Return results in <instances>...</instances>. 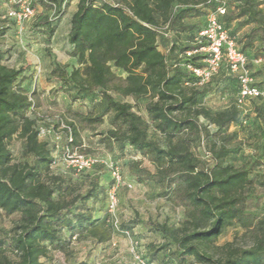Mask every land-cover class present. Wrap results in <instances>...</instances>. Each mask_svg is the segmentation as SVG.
I'll return each instance as SVG.
<instances>
[{
  "label": "trees",
  "instance_id": "1",
  "mask_svg": "<svg viewBox=\"0 0 264 264\" xmlns=\"http://www.w3.org/2000/svg\"><path fill=\"white\" fill-rule=\"evenodd\" d=\"M73 1L39 0L33 4L36 13L29 22H34L51 39ZM225 2L227 14L221 22L229 30L233 17ZM219 6L216 0H79L68 34L71 56L77 66L68 71L56 65L52 74L73 101L98 97L94 101L100 114L85 120L100 124L112 113L107 140L120 149L129 146L136 154L150 158L156 167L152 173L133 164L131 173L140 183L147 181L160 186V197H167L183 208L182 228H174L168 221L159 225L146 223L165 238L163 244L152 246L154 255L164 251L182 264H187L190 258L199 264H264L263 221L247 233L252 241L249 247L237 248L233 243L223 247L213 245L227 228L235 226L239 214L236 192L251 183L250 172L223 165L231 153L224 144L209 141L212 167L198 160L190 147L193 135L209 140L213 137L201 119L221 132L238 122L236 111L213 114L200 105L216 77L231 76L238 83L226 63L203 87L197 86V78L188 69L204 67L205 54L188 57L186 53L206 46L197 44L196 38L206 27L208 16ZM7 13L2 18L17 25ZM259 15L253 0H243L240 17L247 16L249 22L257 23ZM189 18L205 20L192 25L187 22ZM6 32L1 27L0 38ZM188 32L193 33V42L184 46L178 38ZM258 35L264 37L263 24L248 36L244 50L235 41L237 47L246 55L245 50ZM171 37L174 40L170 50L163 52L161 48ZM6 59L7 53L0 49V210L7 216L19 214L20 219L15 235L0 237V252L6 249L16 253L15 264H43L41 258L47 256L49 248L64 250L69 245L64 230L69 231L72 239L84 232L98 235V222L72 209L79 201L85 207L94 197L99 176L90 179L85 196L66 195V181L51 170L56 159L47 144L40 141L36 120L27 116L33 102L18 87L23 81V71L7 66ZM117 71L125 76H118ZM113 93L135 100L149 98L145 105L148 120L136 113L132 104L117 100ZM239 97L238 83V100ZM251 101L264 105L260 98L248 100ZM69 126L72 138L63 149L64 154L70 152L69 147L79 146L77 128L74 124ZM151 128L165 138L166 148L150 137ZM15 136L25 141V154L33 157L32 164L13 161L8 145ZM211 249L226 254L218 258ZM0 264L9 263L0 258Z\"/></svg>",
  "mask_w": 264,
  "mask_h": 264
},
{
  "label": "rangeland",
  "instance_id": "2",
  "mask_svg": "<svg viewBox=\"0 0 264 264\" xmlns=\"http://www.w3.org/2000/svg\"><path fill=\"white\" fill-rule=\"evenodd\" d=\"M78 0L70 4L66 10L67 19L63 21L58 32L49 39L46 34L29 22L22 29L12 21L3 19L8 12L9 4L0 0V28H6V35L0 38V49L7 53L5 64L16 70L23 71V81L18 85L28 94L33 102V108L27 116L36 120V128L40 132V141L47 144L56 159L52 173L61 176L65 181L68 196H85L90 187L89 181L93 175L99 176L95 195L84 207L79 201L74 207L75 213L91 216L98 222L97 236L91 233H78L72 239L67 230L63 236L69 241L64 250L49 248L47 256L41 258L43 264H182L162 251L154 255L152 246L165 242L164 236L146 223L153 225L168 224L174 228H182L185 214L167 197H160L161 187L152 182L140 183L137 176L131 173V165L137 164L139 170L154 173L156 167L153 161L143 155L136 154L132 148L125 146L120 149L115 142L107 140L108 131L112 128L113 114L104 117L103 123H89L87 117L100 114V107L94 101L98 97H89L85 101H73L69 94L61 89L52 70L61 65L71 71L77 66L72 58V48L68 44L70 15L74 12ZM229 15L233 17L229 31L241 49L247 42L253 30L264 25V0H253L254 7L260 12L259 22H249L248 17H240L243 0H227ZM65 16V15H64ZM63 18V16H62ZM61 20V19H60ZM203 18H189V24H202ZM261 21V23H260ZM173 37L167 40V45L161 50H170ZM178 40L188 46L193 42V33L183 34ZM249 61V69L255 84L264 91V37L258 35L252 45L245 50ZM174 57H170V62ZM118 76H125L116 72ZM200 105L213 114L224 111H236L238 122L231 125L228 131L221 132L204 119L202 123L208 126L213 137L193 135L190 140L194 156L212 167L214 162L208 155L209 141L224 144L230 150V156L223 162L224 166L234 169L245 168L250 172L251 183L236 192L238 203V218L235 226L229 227L215 240L217 247L233 243L237 248L252 245L247 233L253 230L260 221L264 222V105L261 101H251L245 104L238 102V83L231 76L216 77L209 86ZM208 92V91H207ZM114 97L132 104L134 111L148 120L145 105L149 98L135 100L132 97L123 98L113 93ZM69 124H74L79 133L78 147H69L70 152L64 154L67 142L72 138ZM150 137L160 147L166 148L165 138L150 129ZM15 163H33V157L25 154V141L15 136L8 145ZM86 155L98 160L94 167L85 175L77 173L75 161L79 156ZM70 157V158H69ZM105 163L119 169L122 183L116 189L117 206L110 212L109 192L114 186V179ZM19 214L7 216L0 210V237L13 236L17 231ZM216 257L226 254L223 251H213ZM0 258H6L9 264L18 261L17 254L3 249ZM2 262V261H1ZM4 263V262H3ZM187 264H199L192 258Z\"/></svg>",
  "mask_w": 264,
  "mask_h": 264
},
{
  "label": "built area",
  "instance_id": "3",
  "mask_svg": "<svg viewBox=\"0 0 264 264\" xmlns=\"http://www.w3.org/2000/svg\"><path fill=\"white\" fill-rule=\"evenodd\" d=\"M37 1L39 0H8L10 7L7 17L14 19L17 26L22 29L35 16L36 10L33 4ZM103 1L110 2L111 0ZM216 1L220 3V6L214 13L208 16L206 27L196 38L197 44L204 43L206 46L186 53L188 57L196 54H205L204 67L189 66L188 69L197 78V86L203 87L219 73L223 64L226 63L230 74L236 77L240 86L239 104H245L253 98H260L264 101V91L255 85V80L249 69L247 56L237 47L229 30L221 22V19L227 14V4L225 0ZM98 163L97 159L81 155L75 161L74 166L76 172L81 174L91 170ZM105 165L110 170L115 181L114 186L108 194L110 212H114L117 206L115 192L117 187L122 183V178L116 166L108 163H105Z\"/></svg>",
  "mask_w": 264,
  "mask_h": 264
},
{
  "label": "crops",
  "instance_id": "4",
  "mask_svg": "<svg viewBox=\"0 0 264 264\" xmlns=\"http://www.w3.org/2000/svg\"><path fill=\"white\" fill-rule=\"evenodd\" d=\"M74 1H76V0H74ZM74 1H73L72 3H74ZM78 3H79V0H78V2L76 3V6H75V10H74V12L70 15V18H69V20H68L69 22L71 21V18H72V16L74 15V13L77 11ZM66 19H67V15L63 18L62 22L60 23V26H61V24L63 23V21H66ZM60 26H59V28H60ZM57 32H58V31H57ZM69 32H70V29L68 30L67 36H68Z\"/></svg>",
  "mask_w": 264,
  "mask_h": 264
}]
</instances>
